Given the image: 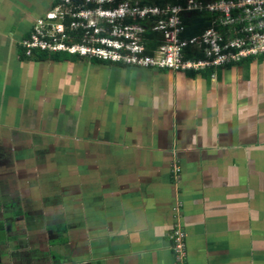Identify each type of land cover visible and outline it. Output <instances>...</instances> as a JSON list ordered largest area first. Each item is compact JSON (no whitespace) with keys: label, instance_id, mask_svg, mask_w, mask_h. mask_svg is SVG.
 Returning <instances> with one entry per match:
<instances>
[{"label":"crops","instance_id":"1","mask_svg":"<svg viewBox=\"0 0 264 264\" xmlns=\"http://www.w3.org/2000/svg\"><path fill=\"white\" fill-rule=\"evenodd\" d=\"M54 1L0 0V264H264V53L22 56Z\"/></svg>","mask_w":264,"mask_h":264},{"label":"built area","instance_id":"2","mask_svg":"<svg viewBox=\"0 0 264 264\" xmlns=\"http://www.w3.org/2000/svg\"><path fill=\"white\" fill-rule=\"evenodd\" d=\"M71 0H60L52 10L67 8ZM90 8L95 2L99 5L94 10L83 11L81 16H96L95 20L82 23L76 12L68 15L62 12L58 33L49 34L36 29L21 42L29 55L33 49L48 52H68L87 58H99L124 65L151 68L190 70L220 67L232 60H238L249 55L264 53V0H184V2L166 7L146 6L129 8V4L114 6L118 0H86ZM107 5V6H106ZM92 7V5H91ZM91 9V8H90ZM54 12L48 18L55 17ZM216 14L212 25L201 35L193 38H183L185 31L184 19L193 14ZM68 15L73 22L71 31L83 29L93 35L81 42L73 44L57 43L53 40L61 35L67 38L64 17ZM141 19L153 17L155 30L162 36V43L153 51L147 53V45L142 43L140 33L133 32V23L127 24L128 18ZM134 21V20H133ZM106 27L108 32L102 31ZM45 27V25H43ZM56 29V28H55ZM32 30V31H33ZM144 39L143 34L141 35ZM85 41V42H84ZM201 52L204 58L194 60L188 58L186 50ZM186 234L179 223L175 224L170 234L171 248L178 264H184L186 257Z\"/></svg>","mask_w":264,"mask_h":264},{"label":"trees","instance_id":"3","mask_svg":"<svg viewBox=\"0 0 264 264\" xmlns=\"http://www.w3.org/2000/svg\"><path fill=\"white\" fill-rule=\"evenodd\" d=\"M122 1L124 0H118L116 3H114V6H118L120 2ZM171 1L173 2V5L184 2V0H179V1L171 0ZM58 3H60V0H55L52 7L56 6ZM168 3H169V0H145L143 2L144 5L159 6V7H166ZM193 15L194 17H187L184 19L186 28H185L184 33L182 34L183 38H193V37L201 35L206 29H208L212 25L216 17V14H209V13L208 14L207 13L193 14ZM63 22L66 27V31L70 32L71 31L70 23L73 22V19H71L68 15H65ZM132 22H133L132 18H128L125 21V23L127 24H131ZM77 31L72 32V34H76ZM78 34L81 36V34H83V29H82V32ZM29 36L30 34L26 38H28ZM160 36H161L160 33L157 31H154V30L146 31V33L144 34V39L147 43V48H148L147 53L148 54H153V51L162 43V41H160ZM77 40L78 41L76 42H81L82 39H77ZM69 43L73 44L72 41H70ZM20 48L22 50V53H21L22 56L26 55L28 57H31L37 60L47 59L50 57L55 60L66 59V58H78V57L82 58V56L80 55H74L68 52H61V51L60 52H48V51L37 50V49H33L31 53L28 55L27 50L23 46H20ZM186 52H187L188 58H191L194 60L204 58L201 52L196 53L191 48H188ZM91 60L94 62H98V63L122 64L120 62H112V61L103 60L99 58H91Z\"/></svg>","mask_w":264,"mask_h":264},{"label":"rangeland","instance_id":"4","mask_svg":"<svg viewBox=\"0 0 264 264\" xmlns=\"http://www.w3.org/2000/svg\"><path fill=\"white\" fill-rule=\"evenodd\" d=\"M145 0H124L122 2H120V4H125L128 3L129 8L134 9L137 7H150L149 5H144L143 2ZM179 1V0H178ZM92 5V7H91ZM90 8H88L89 4L86 0H71L70 3H67V8H59L56 10H52V7H50L49 9H47L45 12L41 13L38 15V17H35L33 20V25H32V30L34 29L36 31L41 30V32H43L44 30L47 31L49 34H60L57 31V27L58 25L61 23V19H62V15L64 12H67L68 15H71L72 13H75V11H77L75 14L78 18H80V21L83 23L84 20L86 23H90L89 21L95 20L96 16H90L88 15V18H83L80 14L83 11H88V10H94L95 8H97L99 5L95 2L94 4H91ZM168 5H173V2L171 0H169ZM167 5V6H168ZM54 12L53 14L55 15V17H53L52 19L48 18V14ZM63 12V13H62ZM190 17H194V15H191ZM134 21L133 23V32L135 33H140V37H141V42L142 43H146L145 39H143V37L141 36L143 34L146 33L147 30H155V26H156V22L154 21L153 17H151V19L149 17H146L145 19H141L140 17L137 16V19H133ZM43 25H45V27H43ZM102 27V25H101ZM56 28V29H55ZM102 31H106L108 32V29L104 26L102 27ZM31 32H35L34 30ZM36 31V34H38ZM77 31V30H75ZM30 32V33H31ZM82 32V29H80L79 31L76 32V34H72V32L67 33V38H65L64 36L62 37L61 35L56 36V39L52 41V43L54 45H57V43H63V41H68V42H64V44L69 45L70 41H72V43H76V41H78L77 39H84L85 38H90L93 35V32H91L90 34L86 33L85 35V31H83V34H81V36L78 34ZM159 32V31H158ZM81 37V38H79ZM83 39V40H84ZM163 38L162 36H160V41H162ZM85 42V41H84Z\"/></svg>","mask_w":264,"mask_h":264},{"label":"clouds","instance_id":"5","mask_svg":"<svg viewBox=\"0 0 264 264\" xmlns=\"http://www.w3.org/2000/svg\"><path fill=\"white\" fill-rule=\"evenodd\" d=\"M24 39H26V38H24ZM24 39H22L21 42H22ZM20 46H22L21 43H20ZM82 57H83V56H82Z\"/></svg>","mask_w":264,"mask_h":264}]
</instances>
